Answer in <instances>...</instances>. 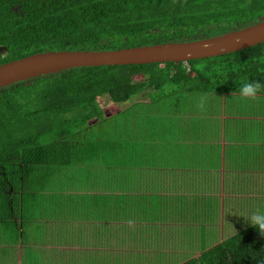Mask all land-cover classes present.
<instances>
[{"label":"trees","instance_id":"trees-1","mask_svg":"<svg viewBox=\"0 0 264 264\" xmlns=\"http://www.w3.org/2000/svg\"><path fill=\"white\" fill-rule=\"evenodd\" d=\"M262 19L264 0H0V65L45 52L114 51L201 40ZM253 79L264 81V44L188 63L77 68L0 89V228L19 236L27 227L39 233L41 226L32 222L36 219H64L43 192L51 189L49 181H60L61 163L67 166L71 157L95 148L93 140H88L90 146L78 143L81 131L85 134L100 122L97 128L109 140L101 149L118 145L119 129L101 124L112 118L104 117L108 112L98 97H109L114 109L147 88L157 92L150 96L184 92L227 100L240 95V85ZM42 168L53 171L41 175L37 171ZM30 171L49 178L26 191ZM200 251L180 264H264V236L249 226L210 248L203 243ZM104 255L117 257L113 251Z\"/></svg>","mask_w":264,"mask_h":264},{"label":"crops","instance_id":"crops-1","mask_svg":"<svg viewBox=\"0 0 264 264\" xmlns=\"http://www.w3.org/2000/svg\"><path fill=\"white\" fill-rule=\"evenodd\" d=\"M210 101L217 108L197 107L188 117L185 107L159 106L153 133L127 141L128 135L116 134L118 145L111 150L101 149L108 139L93 140V150L71 157L58 175L60 181H49L51 189L43 192L64 219H36L32 222L43 230L36 233L27 227L19 236L0 228V264H38L42 255L47 264H60L66 256L84 264L90 254L105 251L122 257L135 249L136 234L157 236L167 243L183 228L186 232L202 228L198 241L202 246L205 229L227 227L251 214L252 206L245 213L239 199L227 211L232 202L227 194L264 195V95ZM136 105L125 111L136 113ZM146 111L142 114L148 120L154 112ZM149 122L139 128L145 129ZM95 128L89 126L85 134ZM83 134L77 138L79 144ZM256 199L252 201L257 205ZM75 254L83 260L76 261Z\"/></svg>","mask_w":264,"mask_h":264},{"label":"rangeland","instance_id":"rangeland-1","mask_svg":"<svg viewBox=\"0 0 264 264\" xmlns=\"http://www.w3.org/2000/svg\"><path fill=\"white\" fill-rule=\"evenodd\" d=\"M149 92L150 90H148L147 88L144 92H142L138 96L132 97L128 102L120 105L119 107L120 111L118 113H116L117 111L113 107H112L113 109L110 107L112 105V102L110 101L109 97L107 96L98 97L97 101L99 105L101 106L102 109H105L106 112H108L104 117H108L109 115L111 116L112 114H114L112 117V122L108 121L106 123L103 122L102 124L105 127L106 126L109 127L112 125V127H114L113 130L118 128L120 131L121 137H126L128 135L129 138L124 141H127L133 137L136 140H138V139H142V137L145 134L153 133L154 126H156L159 123V118L157 119L158 113L156 112V111H159L160 109L159 106L164 107V108L174 107L175 109L179 108L183 110L185 107L188 110V113L186 114L187 117L189 115L193 116L191 115L192 111L197 109V107H200L201 103H203L204 108H207V109L209 107L217 108L215 103L210 101L209 96L199 98L197 96L194 97L184 92L182 93L175 92L172 95L168 93L167 97H163L164 95L159 93L161 98H158L157 96L159 95L155 96L157 92H152V93H149ZM153 93L155 94L151 96L149 95ZM217 100H220V99L217 98ZM135 103H137L136 109L138 112L132 114V109L129 112L125 111L129 109V107ZM145 110H151L154 112V113H150V117L148 118V120L151 119L150 122L146 120L147 117L142 114V111H145ZM195 118L199 119V116H195ZM146 121L149 122L146 124V128L140 129L139 126L141 124L144 125ZM153 123H155L156 125H153ZM109 133L111 132L109 131ZM80 136H79V139H80ZM83 136L85 137V139L81 138V141L84 140L83 143H86L87 140L89 141L94 140V142H100L101 140H106L107 138V136L101 135L99 130L97 131V129H95V131L92 130L91 132H89V134H83ZM93 136L95 138H93ZM56 150L60 151V149H56ZM262 159L264 160V153L262 154ZM60 166L63 167V163H61ZM46 171H47V175H50L53 169L47 168ZM37 172L43 175V168ZM250 172H251V175H254L256 171L250 170ZM29 175H31L30 180L32 181H31V186L26 191H29V189L31 191L35 190L36 189L34 187L35 182H37L36 185L37 187H39L46 181L47 178H49V177L44 178L42 176L39 177L36 175L34 171L33 172L30 171ZM44 187L46 186H43V188ZM41 188L42 187L38 189H41ZM221 193L222 192L219 191L217 194L219 195ZM252 195L253 196H251V194L249 195L227 194V198L232 199V202L230 204H227V211L230 208H235L236 205H238L237 199H239L238 200L239 207L244 208L245 213L247 210L250 209V206H252V209L255 210L258 206L264 205V195L263 194L262 195L252 194ZM222 196L223 195H219V197L221 198ZM254 198H257L256 199L257 205L252 201L254 200ZM36 203L37 202L34 201V206ZM249 216L250 214L246 213L243 220L235 222L232 225H227V227L209 228V230L211 229L213 231L214 235L210 234L212 233V231L209 233L208 228L205 229L207 232V234H204V237H206V243H205L206 248H210L216 244H219L223 242L224 239L231 237L241 232L242 230L246 229L247 227H249V226L247 227L244 226V225H247L248 221L246 220V218ZM229 222H232V221H229ZM135 229L137 231L138 227ZM40 230H43V227L39 229V231ZM157 230L158 229H155L153 231L155 232ZM202 231H203L202 228H188V232H186V228H183V231L181 230L177 236L169 238L170 240L167 241V243L162 242L161 238L157 236L150 237V234H146L145 236L142 237L136 234L135 243H132V245H135L136 247L132 251L131 254L124 255V256L121 254L122 257L120 258L116 257V259L114 258L107 259L106 255H103V253L101 254V252H97V253H93V255H90L91 258L90 259L87 258L84 264H180L185 260L187 256L189 257L199 256V254L201 253L200 251L201 242H198V241L199 239H201ZM156 239L158 240L156 241ZM94 256L97 259H95ZM42 257H45V256L42 255ZM42 257L41 256L37 257L38 264H47V262L49 261L48 258L47 257L42 258ZM73 257L76 261L83 260L81 254H75ZM34 259L36 258L34 257ZM69 263L77 264V262H75L71 256H66L65 258H63L60 264H69Z\"/></svg>","mask_w":264,"mask_h":264},{"label":"water","instance_id":"water-1","mask_svg":"<svg viewBox=\"0 0 264 264\" xmlns=\"http://www.w3.org/2000/svg\"><path fill=\"white\" fill-rule=\"evenodd\" d=\"M264 44V19L221 36L114 51L45 52L0 65V89L42 76L86 67L188 63Z\"/></svg>","mask_w":264,"mask_h":264},{"label":"clouds","instance_id":"clouds-1","mask_svg":"<svg viewBox=\"0 0 264 264\" xmlns=\"http://www.w3.org/2000/svg\"><path fill=\"white\" fill-rule=\"evenodd\" d=\"M262 91H264V81L255 79L242 83L239 88L242 98H255ZM200 107L203 108L204 104L201 103ZM246 220L264 236V205L258 206Z\"/></svg>","mask_w":264,"mask_h":264}]
</instances>
